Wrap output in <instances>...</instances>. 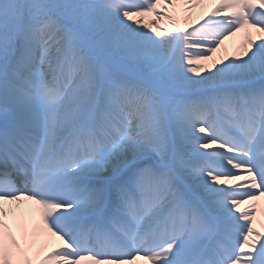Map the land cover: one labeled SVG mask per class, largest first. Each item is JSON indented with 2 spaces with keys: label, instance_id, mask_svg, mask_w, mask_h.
<instances>
[{
  "label": "snow or ice",
  "instance_id": "snow-or-ice-1",
  "mask_svg": "<svg viewBox=\"0 0 264 264\" xmlns=\"http://www.w3.org/2000/svg\"><path fill=\"white\" fill-rule=\"evenodd\" d=\"M262 201L264 0H0V264H264Z\"/></svg>",
  "mask_w": 264,
  "mask_h": 264
},
{
  "label": "bare ground",
  "instance_id": "bare-ground-1",
  "mask_svg": "<svg viewBox=\"0 0 264 264\" xmlns=\"http://www.w3.org/2000/svg\"><path fill=\"white\" fill-rule=\"evenodd\" d=\"M201 12H202L201 9H197L196 13L193 14V16H192V20L189 21V24H191L193 21H196L197 18L200 16ZM146 22L147 21H145V23ZM160 24H161V27H168L169 26L166 21H160ZM153 26H155V25H153ZM234 41L235 40H234L233 36L230 37L229 39H227L224 42V45L222 46V48L217 53H215V59L219 60L223 55H225V49L227 50V54L231 49L234 50V53H235L238 45L241 42V40L238 42V44L233 43ZM203 63L205 65V68L211 67V61H204ZM212 70H214V69H212ZM201 72L203 74L204 69H201ZM262 206H264V201H262ZM138 264H146V263H145V261L141 260L138 262Z\"/></svg>",
  "mask_w": 264,
  "mask_h": 264
}]
</instances>
